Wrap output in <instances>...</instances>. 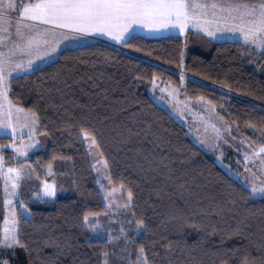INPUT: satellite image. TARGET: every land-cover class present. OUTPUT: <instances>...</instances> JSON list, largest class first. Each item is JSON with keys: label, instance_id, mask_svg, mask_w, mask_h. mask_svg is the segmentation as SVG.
<instances>
[{"label": "trees", "instance_id": "16d2710c", "mask_svg": "<svg viewBox=\"0 0 264 264\" xmlns=\"http://www.w3.org/2000/svg\"><path fill=\"white\" fill-rule=\"evenodd\" d=\"M154 77L181 86L187 96L209 99L252 145L264 144V55L245 43L187 30L158 38L132 35L121 45L95 40L65 47L53 61L9 80V100L39 117L42 147L26 159L33 179H20L11 203L20 245H0V264H104L105 258L131 264L141 246L148 264H260L264 200H250L149 94ZM82 129L95 137L111 187L133 192L127 211L136 213L132 225L145 221L142 235L129 227L125 211L109 215ZM11 139L0 135V145ZM45 180L57 194L37 199L33 194ZM3 189L0 180V239L12 219ZM85 213L95 214L90 216L116 239L91 237Z\"/></svg>", "mask_w": 264, "mask_h": 264}, {"label": "snow or ice", "instance_id": "6c2138e0", "mask_svg": "<svg viewBox=\"0 0 264 264\" xmlns=\"http://www.w3.org/2000/svg\"><path fill=\"white\" fill-rule=\"evenodd\" d=\"M9 10L18 12V18L14 22V32L11 30L13 21L8 15ZM134 25L157 30L178 29L181 33L191 25L201 29L210 37L225 31L238 33L249 48H255L260 55H264V0H252V2L248 0H28L22 4H17L13 0H0V96L5 95V82L12 73L31 68L37 56L56 52V46L60 44L61 39L99 33L117 43H124L131 39L130 31ZM21 54L26 55L28 59L18 60L17 56ZM181 79L183 80V76ZM11 108L12 105H9L8 117L5 120L0 105V129L4 130L5 135L11 130L13 137L11 145H0V148L11 147L23 157L29 149L40 145V142L34 139L38 133L39 117L35 111L26 114L28 120L22 126L29 128L28 142L21 141L17 145L15 143L17 128L12 120ZM16 111L19 114L22 109L17 108ZM81 131L90 147H98L91 133L83 129ZM249 146L251 147V144ZM257 157L260 159L257 171L264 175V144H261L252 153H245L244 173L234 172L230 177L234 184L239 183L241 190L246 192L252 201L264 200V179L247 167V162L255 163ZM47 167L51 172L52 163L49 162ZM0 173L6 176V181H11L10 192L8 183H5L6 196H16L18 181L23 174L22 168H9L4 173L3 157H0ZM97 183L100 184L101 189H104L105 186L99 178ZM117 190L108 189V192L114 193ZM119 191L122 193V186ZM56 194L55 184L45 180L33 195L37 199H44L52 198ZM104 199L110 209L109 215H113L117 209L125 210V215L131 217L127 221L129 227L134 228L138 234H143L147 228L145 221L142 218L136 219L135 224L132 225L131 219H135L136 213L132 211L129 214L127 211L133 206L132 191L127 193L124 203L116 202L115 208H112V201L109 200L107 193ZM4 203L8 206L12 202L5 199ZM19 207L21 210L27 208L23 202ZM21 214L23 215V212ZM90 215L95 214H84V225L93 233H103L104 225L99 219L92 223L89 219ZM6 222H9L7 216ZM10 223L13 227L6 230L3 239H0V245L15 247L20 245V241L18 229L14 227L17 223L14 209ZM239 230L237 228L235 232ZM119 233L125 235L127 239L123 227L119 229ZM107 234L109 242L116 239L112 229L109 228ZM217 254L219 253H213V255ZM104 255L107 257L108 254ZM3 264L7 262L4 261ZM104 264H107V259ZM137 264H148L143 246L138 249ZM222 264L227 262L223 261ZM260 264H264V258L261 259Z\"/></svg>", "mask_w": 264, "mask_h": 264}, {"label": "rangeland", "instance_id": "374dc122", "mask_svg": "<svg viewBox=\"0 0 264 264\" xmlns=\"http://www.w3.org/2000/svg\"><path fill=\"white\" fill-rule=\"evenodd\" d=\"M248 2H252V0H248ZM191 30H195L197 32L201 31L199 28H194L190 25ZM13 31V30H12ZM14 32V31H13ZM205 33V32H203ZM224 35H220L217 37L215 36H207L211 38L212 41H240L242 43L243 40L240 38L238 33H231L228 31L223 32ZM84 41V40H82ZM187 53L186 48H184L183 56ZM44 65L47 62H38L34 64L32 67H37L38 64ZM41 65V66H42ZM19 70L14 73L18 75L19 73H24L26 71H32L34 68ZM182 72V70H181ZM11 74V75H12ZM155 78V82H154ZM148 85L147 90L152 95V97L168 111L180 124H182L188 132L189 137L202 149L207 152H210L214 155L215 160L217 163L227 171L231 176H233L234 172L244 173L246 162L244 159L245 153H252L253 150L257 147L252 145L249 140L238 133L236 128L229 123L226 119L222 117L220 114V109L217 107L209 99L203 96H187L184 93V90L181 86L176 85L175 83L163 79L161 77H154ZM0 105H2V112L3 118L7 120L8 112H9V105H12L11 112H12V120L16 124V139L15 143L19 145L21 141L24 143L28 142L29 137V128L23 127L27 120V113L29 111H25L18 105L14 104L11 100L2 96H0ZM17 108L22 109V111L17 114ZM0 135H5L4 130L0 129ZM12 139L5 144V146L11 145L13 143V137L11 134V130H9V134ZM37 141L40 142L39 147L29 149L25 156H19L15 150L11 147H5L6 149L11 151L7 157L1 151L0 148V157H3V169L4 173L7 172L9 168H22L23 174L19 178L21 180H26L32 178L33 168L26 163V159L29 157L32 151L37 150L38 148L42 147V142L39 137H34ZM82 140L86 149L87 157L90 162L92 169L94 170L97 179L101 180V183L104 184V191H103V198L105 197L106 193L108 194L109 200L112 201V208L116 207V202L124 203L127 198V191L122 188V193L119 191L121 187L113 188L110 185L109 179H106L107 176L106 172V165L104 159L100 155L97 147H90L89 142H86L83 138L82 133ZM251 144V147L249 146ZM2 148V149H5ZM8 162L12 163L11 165L7 164ZM260 166V159L257 157L255 163L247 162V167L252 169V172L255 173L257 176H260L261 179H264V175H261L260 172L257 171V168ZM48 170V168L46 169ZM33 179V178H32ZM0 180L3 182L4 187V196L5 199L9 201L15 200L19 195V181L17 187V195L11 196L5 194V183H8L9 192L11 191V181H6V176L3 173H0ZM31 180V179H30ZM100 187V184H98ZM101 188V187H100ZM108 189H118L114 193L108 192ZM105 204L107 202L104 199ZM130 209V208H129ZM128 209V210H129ZM110 210V209H109ZM12 207L11 205L6 206V214L8 217L12 216ZM125 211L123 209H117L116 212ZM24 214L27 216L28 212L24 210ZM90 221L95 223L98 218L90 216ZM100 222L104 225V223L100 220ZM110 223L112 221H109ZM9 227H13L11 223H9L5 230ZM16 227V224L15 226ZM17 228V227H16ZM88 228V227H87ZM120 225L118 229H120ZM109 228H106L104 225V232L97 234L93 233L91 229L88 228L90 232V236L93 238L107 236ZM111 229V228H110ZM6 232V231H5ZM4 246V245H3ZM7 247V246H4ZM107 259V258H105ZM128 262V261H127ZM107 264H110L107 260ZM127 264V263H124ZM131 264H137V257L135 258L134 262Z\"/></svg>", "mask_w": 264, "mask_h": 264}, {"label": "crops", "instance_id": "0c3cea01", "mask_svg": "<svg viewBox=\"0 0 264 264\" xmlns=\"http://www.w3.org/2000/svg\"><path fill=\"white\" fill-rule=\"evenodd\" d=\"M13 2H15L17 4H22L24 2H28V0H13ZM8 15L11 17V19L13 21V26H12L11 30L14 31L15 30L14 22L18 18V12L17 11H13V10H9ZM6 27H7V25H6ZM45 27H48V26H45ZM187 30H191L190 25L185 29V31L183 33L179 32L178 29L173 30L171 28H168V29H158L157 30V29H148V28H145L142 25H134L133 28L130 31V36L139 35V36H143V37H146V38H158V37H163V36H166V35H183ZM199 32L202 33L203 35L205 34V33H203L202 30L199 31ZM221 34L224 35L223 33H217L214 36L218 38V36H220ZM82 40H84V41H82ZM95 40H102V41H105V42H108V43L114 44V45L123 44V43H117L116 41L111 40L107 36H103V35H101L99 33L86 34V35H83V36L77 35V36H74V37L73 36H68L67 38L61 39L60 44L56 46V52L49 53L48 55H44V56H37V58L35 60H33L32 66H34V64H36L38 62H47V63H49L50 61H53L56 58V56L58 55V53L65 47H76V46H80V45H84V44L90 43V42L95 41ZM222 41H224V40H222ZM17 59L18 60L19 59L27 60L28 57L26 55L21 54V55L17 56ZM47 63H45V64H47ZM41 65L42 64L40 63V64H38L37 67H32V68L37 69V68L43 66V65L42 66ZM34 69H32V70H34ZM27 72H29V71H26L24 73H27ZM20 74H23V73H19L18 75H20ZM14 76H17V75L16 74H14V75L12 74L6 80V82H5L6 93H5V95L2 96V99L4 97L8 98L9 80L12 77H14ZM36 136L38 137V135H35V137ZM3 166H4V163H3Z\"/></svg>", "mask_w": 264, "mask_h": 264}]
</instances>
